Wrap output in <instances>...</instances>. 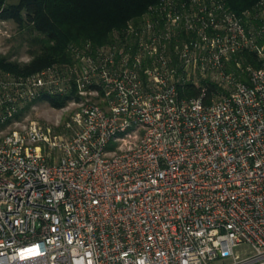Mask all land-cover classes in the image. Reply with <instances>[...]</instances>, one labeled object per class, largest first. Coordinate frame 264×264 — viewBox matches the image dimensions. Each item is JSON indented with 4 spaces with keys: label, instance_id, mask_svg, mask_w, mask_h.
Wrapping results in <instances>:
<instances>
[{
    "label": "built area",
    "instance_id": "1",
    "mask_svg": "<svg viewBox=\"0 0 264 264\" xmlns=\"http://www.w3.org/2000/svg\"><path fill=\"white\" fill-rule=\"evenodd\" d=\"M155 12L72 63L0 73V264H264V0ZM207 81L209 102L180 94ZM69 92L67 133L15 118Z\"/></svg>",
    "mask_w": 264,
    "mask_h": 264
},
{
    "label": "trees",
    "instance_id": "2",
    "mask_svg": "<svg viewBox=\"0 0 264 264\" xmlns=\"http://www.w3.org/2000/svg\"><path fill=\"white\" fill-rule=\"evenodd\" d=\"M161 0H18L6 4L0 0V17L13 20L21 27L31 26L37 36L29 40L28 62L18 64L0 54V68L13 74L27 75L52 65L72 63V47L90 41L93 46L112 44L124 33L129 24H140L147 16H156V6ZM188 1V0H177ZM257 0H225L227 6L239 14ZM264 48V36L259 40ZM243 64H261L255 53L243 51L239 55ZM228 70L239 72L232 62ZM204 89V102L223 91L213 82L187 83L180 88L182 96H197ZM73 92L59 96L42 95L53 107H61ZM30 103L28 104V106ZM19 110L15 117L20 115ZM2 124L0 123V126Z\"/></svg>",
    "mask_w": 264,
    "mask_h": 264
},
{
    "label": "rangeland",
    "instance_id": "3",
    "mask_svg": "<svg viewBox=\"0 0 264 264\" xmlns=\"http://www.w3.org/2000/svg\"><path fill=\"white\" fill-rule=\"evenodd\" d=\"M18 0H5L6 4L15 3ZM260 0L254 2V4L246 8H254ZM245 9V10H246ZM37 36V32L34 31L31 26L21 27L16 24L13 20H5L0 17V54L4 55L8 61L23 64L28 62L31 58L29 50V40L31 36ZM0 73H6V71L0 68ZM9 73L13 74L9 71ZM16 76H21L20 74H14ZM24 76V75H23ZM77 86H74V94H76ZM89 99H94L97 101V97L94 95L89 96ZM76 105L70 104L68 101L61 107H53L46 100H35L28 106L25 105L22 109L20 115L17 119H20L26 123H31L33 121L44 122L50 124L56 133H67L66 123L71 119V115L75 111ZM0 128L3 129V133L7 132L9 129L13 128L4 127L1 125ZM245 246L237 247L236 250L242 251Z\"/></svg>",
    "mask_w": 264,
    "mask_h": 264
}]
</instances>
